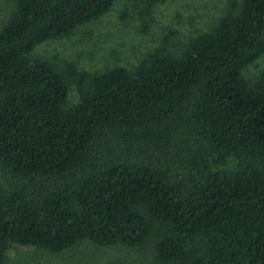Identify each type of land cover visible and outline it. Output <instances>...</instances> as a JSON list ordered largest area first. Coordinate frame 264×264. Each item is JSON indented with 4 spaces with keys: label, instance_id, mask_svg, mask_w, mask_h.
Instances as JSON below:
<instances>
[{
    "label": "trees",
    "instance_id": "16d2710c",
    "mask_svg": "<svg viewBox=\"0 0 264 264\" xmlns=\"http://www.w3.org/2000/svg\"><path fill=\"white\" fill-rule=\"evenodd\" d=\"M116 1L16 0L0 26V264L12 245L79 240H150L158 264H264V70L244 76L264 55V0H229L130 68L70 64L69 82L35 52Z\"/></svg>",
    "mask_w": 264,
    "mask_h": 264
},
{
    "label": "rangeland",
    "instance_id": "374dc122",
    "mask_svg": "<svg viewBox=\"0 0 264 264\" xmlns=\"http://www.w3.org/2000/svg\"><path fill=\"white\" fill-rule=\"evenodd\" d=\"M16 0H0V26L12 13ZM229 0H170L150 10L140 0H118L103 16L64 37L49 40L35 52L61 72L73 64L97 73L133 67L159 45L172 49L206 31L226 11ZM264 70V55L244 71L252 78ZM65 74V73H64ZM68 79L67 75L65 74ZM70 79H68L69 82ZM67 105L78 99L76 85L68 84ZM2 264H158L150 240L137 247L98 246L79 240L61 251L12 245Z\"/></svg>",
    "mask_w": 264,
    "mask_h": 264
}]
</instances>
